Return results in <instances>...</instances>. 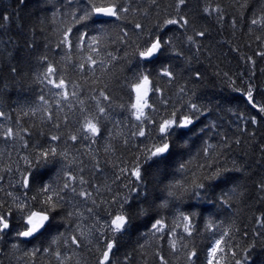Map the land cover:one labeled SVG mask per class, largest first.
I'll return each mask as SVG.
<instances>
[{
  "label": "trees",
  "instance_id": "trees-1",
  "mask_svg": "<svg viewBox=\"0 0 264 264\" xmlns=\"http://www.w3.org/2000/svg\"><path fill=\"white\" fill-rule=\"evenodd\" d=\"M121 2L129 11L120 19L93 16L77 24L73 16L83 14L87 0H0V213L10 212L12 225L9 233H0V264H99L110 241L115 246L107 264H190L191 251L197 253L195 264H207L221 232L227 233L228 248L218 252V264H264V113L259 111L264 106V0ZM181 16L188 20L183 28L163 27ZM69 27L71 48L61 44ZM77 30L87 33L83 45L77 44ZM153 35L172 43L151 62L140 60L138 46ZM94 36L98 53L89 48ZM89 55L95 66L87 63ZM164 68L173 78L160 74ZM142 73L162 97L149 92L155 110L145 113L155 123L145 122L140 137L134 135L141 125L131 105ZM46 74L64 79L67 99L57 95L61 90ZM249 89L255 108L247 103ZM189 102L203 115L192 130H177L168 158L144 164L143 183L136 181L130 172L158 142V123L173 110L186 112ZM85 118H98L99 135L82 130ZM50 148L57 155L46 163L41 153ZM216 168L228 171L218 180L203 179ZM29 173L34 180L25 188ZM68 174L76 177L70 182L76 192H60L63 200L49 213L54 219L48 230L23 241L16 235L24 214L17 205L25 204L24 212L40 211L48 195L42 187L59 191ZM194 176L206 185L199 197L172 187H187ZM81 191L90 195L82 197ZM124 198L129 223L113 233L108 222ZM181 214L191 218V235L183 230ZM156 220H163V232L152 228Z\"/></svg>",
  "mask_w": 264,
  "mask_h": 264
},
{
  "label": "snow or ice",
  "instance_id": "snow-or-ice-1",
  "mask_svg": "<svg viewBox=\"0 0 264 264\" xmlns=\"http://www.w3.org/2000/svg\"><path fill=\"white\" fill-rule=\"evenodd\" d=\"M89 7L85 8L83 10V14L79 17L73 16V20L75 23L79 24L84 21L90 20L93 16H103L108 18H115L120 19L121 14L128 12L129 8L121 2V0H102L101 3H96L94 0H87ZM185 0H179V4H184ZM205 11H208V9H205ZM6 19V18H5ZM264 19V18H262ZM104 21H101L100 23H103ZM260 21L253 19L252 23L257 24ZM95 23V21H94ZM188 24V20H186L184 17H180L179 19H168L164 22L163 27H167L168 25H177L178 27L183 28L185 25ZM137 29L142 28V25L137 24L135 25ZM79 32V30H77ZM196 35L203 36V32H198ZM72 28L69 27L64 30L63 36L61 39V44H63L65 47L71 48L72 46ZM87 37V33L85 32H79V35L76 36V41L78 45H83L85 43V39ZM190 42H194L192 37L188 38ZM99 41L97 37L91 38V44H89V48L92 52H97L98 49L95 47H92L94 44H98ZM171 40H165L159 35H153L151 36L146 42L144 43L143 47L140 48L138 46L137 49V57L140 60L151 62L154 58H157L158 56L164 55V52L168 46L171 45ZM87 63L89 65L95 66L97 61L93 59L91 55L87 57ZM103 65V62H101ZM84 64L80 65V68H83ZM54 69L49 67L48 73H53ZM162 76L168 77L169 79L173 78V73L169 71L167 68L162 69L161 73ZM199 75V74H197ZM48 80L49 84H52L54 88L60 89L61 91L57 93V95L67 99L68 92H67V85L65 84V81L63 78H60L57 82L56 80L49 78V76L46 74L45 77ZM151 84V81L149 80V76L147 74H141L138 77V82L134 85L135 89V103L131 105V108L134 110L133 115H135V118L137 121L140 122V128L139 130L134 133V135H138L140 137L145 136V131L143 129V124L145 122L148 123H155L151 120L149 116H146L145 109H148L150 111H154L155 109L152 108V106L148 103V95L150 91H154L156 93H160V90L152 89L149 87ZM184 90L181 89V92ZM72 95L75 96V91L72 92ZM101 96L104 97L105 100L108 99L107 96H104V93H100ZM162 97V93H160ZM247 97V103L251 104L252 107H256L255 103L253 102V92L251 89H249L246 93ZM43 99V97H41ZM161 103L166 104L167 101L164 99H161ZM99 112L102 114L104 113L105 109L103 107H99ZM178 110H173L170 114V116L166 119L161 120L156 128V131L159 133V140L157 143L152 144L150 147L147 148L144 158L141 161H138L136 166L131 170L130 175L135 178L136 181L143 183L142 181V173L141 168L144 164H148L149 162H154L156 164L162 163L164 160L168 158V156L171 154V150L173 148V144L170 140L171 137L175 136L177 134V130L179 129H189L192 130V126L196 123L197 120H199L200 115H203L200 107L195 104L189 102L187 104V111L184 113H181L180 115L177 114ZM259 111L261 113H264V106H261L259 108ZM4 115L3 113H0V116ZM253 122H255L253 120ZM97 122H93L91 119L85 118V122L82 125V130H86L87 134H90L91 137H95L100 134V129L97 126ZM201 132L204 131L203 128L200 129ZM7 135L11 136L12 132L11 129L8 130ZM59 137L53 136L52 140H57ZM71 140L75 141L77 137L75 135L70 137ZM49 155L55 157L57 155L55 148H50L46 152L41 153V159H43L46 163L48 162L47 158ZM60 155H65L64 153H61ZM211 167V165H209ZM183 168V165L181 166ZM239 170V169H237ZM122 171H128L127 169H122ZM228 171L227 169H220L216 168L213 171H211L210 174L205 176L203 179L208 181H214L221 179L223 177L224 172ZM34 180V177H32V174L29 173L24 177L23 180V186L25 188H28L30 186V183ZM68 180L69 182L64 183L63 187L57 191L54 188H51L50 185H45L42 187L41 191L43 193H47V198L42 201L44 207L40 211H32L28 210L27 212H24V209L26 207L25 204L21 203L17 205L18 210H20L22 213H24L21 217V223L23 226V230L18 231L16 233L19 237L24 238H30L38 235H43L45 231L48 230V227L51 226V222L54 219V217L50 216V212H53L56 210V208L60 205V202L63 200V197L60 195V192L64 191L65 189H71L73 193L76 192V188L70 183L71 181H75L76 177L72 176L71 174H68ZM81 183H84L83 179L80 180ZM212 185L209 184L207 187H211ZM173 188H180L183 192L192 191V193L196 196H200L199 190H205L206 185L202 181H198L197 178L194 176L192 183L185 187L183 184H177L173 185ZM78 195L87 198L90 194L81 191L78 193ZM169 196H175L174 191H169ZM127 202V198H124L123 201L120 203V212L111 216L110 221L108 222V227L113 233H119L126 229V226L129 223L128 216L124 213V204ZM95 203V201H93ZM163 206H166L163 205ZM91 211V209H89ZM143 211V210H142ZM11 215L10 212L0 213V233H4L7 230L11 228V223L9 220V216ZM71 215V213L69 214ZM111 215V214H110ZM181 222L183 224V230L184 232H187L189 235H191V230L193 228V225L191 223V218L189 216H185L181 214ZM152 228L155 230V232H163L165 225L163 220H156L155 223L152 225ZM176 233L173 231L172 235H175ZM82 235V233H81ZM227 236L226 232L220 233V238L216 239L213 243V246L210 249L209 256L210 259L208 260L207 264H218V261L216 260L218 252H223L224 249L228 248V245L225 243V237ZM72 242L74 244L79 245V241L75 236L72 237ZM224 245V248H221V245ZM115 246V241H110L105 246V250L102 253V258L99 261V264H107L109 260V253H111L113 247ZM172 248L176 247L175 241L171 242ZM57 256H59V253H56ZM197 253L195 251H191L188 254V260L190 264H195L193 258L196 257ZM232 256H235V252H231ZM160 259L163 261V257H160ZM166 264V262H164ZM236 264H242L241 261L237 260Z\"/></svg>",
  "mask_w": 264,
  "mask_h": 264
},
{
  "label": "water",
  "instance_id": "water-1",
  "mask_svg": "<svg viewBox=\"0 0 264 264\" xmlns=\"http://www.w3.org/2000/svg\"><path fill=\"white\" fill-rule=\"evenodd\" d=\"M97 18H99V19H102V20H113V19H115V18H108V17H103V16H96ZM10 230V229H9ZM9 230H7L6 232H8ZM36 236H34V237H30V238H24L23 237V240L24 241H30V240H32V239H34Z\"/></svg>",
  "mask_w": 264,
  "mask_h": 264
},
{
  "label": "bare ground",
  "instance_id": "bare-ground-1",
  "mask_svg": "<svg viewBox=\"0 0 264 264\" xmlns=\"http://www.w3.org/2000/svg\"><path fill=\"white\" fill-rule=\"evenodd\" d=\"M10 232V230L8 231V232H4V233H9ZM37 237V236H36ZM22 238V240H23V237H21ZM24 241V240H23ZM25 242H28V241H25Z\"/></svg>",
  "mask_w": 264,
  "mask_h": 264
}]
</instances>
